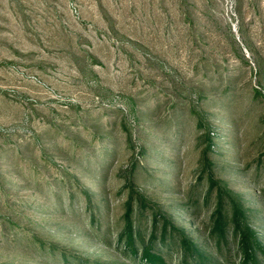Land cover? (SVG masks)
I'll return each mask as SVG.
<instances>
[{
  "label": "rangeland",
  "instance_id": "1",
  "mask_svg": "<svg viewBox=\"0 0 264 264\" xmlns=\"http://www.w3.org/2000/svg\"><path fill=\"white\" fill-rule=\"evenodd\" d=\"M237 226L264 264V0H0V264H244Z\"/></svg>",
  "mask_w": 264,
  "mask_h": 264
},
{
  "label": "trees",
  "instance_id": "2",
  "mask_svg": "<svg viewBox=\"0 0 264 264\" xmlns=\"http://www.w3.org/2000/svg\"><path fill=\"white\" fill-rule=\"evenodd\" d=\"M234 208V216L237 214V211L238 209ZM232 208V209H233ZM218 217H217V220H216V223L214 225V229L215 231L218 232V234H221L222 233V229H223V223H220L219 219L221 218V213H220V210L218 211ZM236 230L239 232V244H240V249H241V252L244 256V264H254V256H253V243L255 242V240H253V237L251 235V233H249V229L247 226H245V228L243 229H239L238 226L236 227ZM241 230V231H239ZM236 231V232H237ZM182 238V239H181ZM181 241L183 242V244H185V248L188 246L189 242H185L186 239L181 237ZM183 248V251H186V249ZM143 250L144 251V255H145V259L150 263V264H158V259H160V264L161 262L163 261H166L164 258H163V254L161 255H158V253H154V252H150L148 251L146 248H144ZM154 253V254H153ZM157 254V255H156ZM185 254H187V252H185Z\"/></svg>",
  "mask_w": 264,
  "mask_h": 264
}]
</instances>
